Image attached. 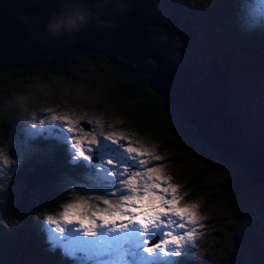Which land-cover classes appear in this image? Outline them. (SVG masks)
<instances>
[{"label":"trees","instance_id":"trees-1","mask_svg":"<svg viewBox=\"0 0 264 264\" xmlns=\"http://www.w3.org/2000/svg\"><path fill=\"white\" fill-rule=\"evenodd\" d=\"M154 1L159 4V9L155 14L158 23L148 27L152 37L151 45L169 51L171 65L180 68L188 66L186 56H183L185 62H180L176 54H181L178 51L184 45L190 44L191 39L181 41L177 34L164 26L169 23L170 16L177 17L183 24L188 23L190 27L192 25L191 28L197 32V37L192 41L191 49L201 41L209 51V64L204 74L202 73L198 78L207 80L209 74L207 76L205 74L207 71L209 73L213 59H217L218 70L223 74L224 79L228 77L229 112L239 118L240 125L244 129V141L254 147L264 148V135L255 132L254 140H251L246 133L249 127L243 126L246 117H242V109L245 108L247 98L245 74L251 70H264V43L259 44L256 38H248L245 33H240L237 24L230 25L233 22L230 4L240 5L242 0H188L185 6L181 5V8L172 6L169 10L160 5L161 0ZM209 13H215V16L210 17ZM219 15L222 17L217 19ZM204 20L207 24L203 23ZM177 31L183 35L178 29ZM167 33L169 36L165 37ZM193 58L197 59L195 56ZM38 59L40 64L36 67H19L11 63L0 65V102L4 106V111L0 114V128L8 127L5 123L7 117L16 118L19 110L23 108L17 103V98L21 96L27 98L14 88L18 81L14 75H17L21 69L35 70L39 75L34 79V83L42 84L41 88L46 90L47 94L45 100L37 94L36 103L57 102V94L63 87H67L75 91L77 96L76 100L63 97L60 102L63 107L69 108L77 101L82 103L86 110L106 115L111 122V128L125 129L132 135L147 137L152 141L162 153L163 165L179 182L181 194L179 206L192 205L194 202L202 205L215 198L214 196L224 198L226 201H240L239 193L235 189L240 186L239 184L227 182L225 179L220 182L212 181L211 175L222 170V167L243 170L253 185H264L263 174L251 173L239 159L217 148L214 141L207 138L198 125L187 116L184 108L177 107L165 92L153 85L151 73L158 67L156 60L146 58L141 64L118 55L113 61L105 53L90 52V50L67 54L63 59L51 54H41ZM78 92H81L82 96H79ZM258 121L264 122V111L262 115L252 119L253 124ZM7 141L5 134L0 133V150L2 148L6 150ZM35 143L33 149L37 151L46 143V139L37 138ZM51 153L52 155H41L42 163L49 170L50 178L35 185L29 192L26 190L30 188L24 187L21 193H18L19 197L24 199L22 200L24 204L21 205V201L16 206H10L9 212L16 213L23 222H27L31 217L39 218L40 221L49 220V215L59 218L63 205L77 203L83 197H91L92 201L96 202V197H100L99 189L96 194H86L77 187L69 188L64 180L82 178L84 164L65 163L66 158L56 147ZM27 161L26 158L19 171L14 174L17 178L15 181L13 176L14 183L17 184L24 172L30 168L25 166ZM21 162L20 159L19 164ZM241 164L247 168L244 169ZM67 172L71 174L69 177L65 175ZM201 198L205 201H201ZM15 224L18 227L17 221ZM0 225L9 226L1 218ZM41 225L45 226L43 223ZM41 234L45 235L43 230L40 231ZM43 235L41 236L44 239ZM3 239L4 235L0 233V242ZM34 240L35 237L27 238L17 245V251L7 248L3 256L5 264H57L60 261L61 255L58 250L44 251L36 247Z\"/></svg>","mask_w":264,"mask_h":264},{"label":"rangeland","instance_id":"rangeland-1","mask_svg":"<svg viewBox=\"0 0 264 264\" xmlns=\"http://www.w3.org/2000/svg\"><path fill=\"white\" fill-rule=\"evenodd\" d=\"M187 2L188 0H161L160 5H162L164 9L169 10L172 6L181 8L180 6H185ZM230 5L231 18H233V22H231L230 25L235 26L237 24V30L240 33H245V36L249 38L254 37L259 44H263L264 0H242L240 5L236 3ZM209 15L210 17H214L215 13H209ZM221 17L222 16L219 15L217 19H220ZM203 23L207 24V21L204 20ZM178 28L181 29L183 33L189 32L187 39L194 35V32L188 29V24H182ZM168 36L167 33L165 37ZM105 38L107 40H114L109 36H106ZM138 38L139 40L145 39L141 36ZM203 44L204 43L199 41V48L202 50L200 55L205 56L203 52L205 51ZM190 54L191 57L194 56L192 51H190ZM176 55L180 62H185L183 54ZM12 60L13 61L11 62L3 60L4 64L2 65L20 62L17 59ZM198 66L201 68L202 64L198 62ZM190 71H192V69H190ZM193 73H195V71H193ZM218 74L220 73L217 72V75L211 74V81L214 90V97L212 99L216 110L224 112L223 104L226 103L224 99V79L223 77H218ZM38 75L39 73L35 70L27 71L23 69H21L17 75H14L15 78H18L14 88L27 96L28 103L19 110L16 118H13V116L7 117L5 123L8 127L0 128V133L5 134L8 139L6 150L4 148L0 150V152L5 154L4 157H0V165H2V167H0V204H3L4 206H16V202L18 200L21 201L18 193H21V190L24 189V187L30 188L26 190L29 192L32 190V187L37 185L36 183L42 182V174L40 171L35 173L36 178L34 181L32 177H29L27 182L25 176L28 172L35 170V162L42 159L41 155H52V145L48 144L51 137L46 138V143L35 151V149H33V146L36 144L35 139L28 141L26 144L25 132L30 128L33 122H38L40 118L47 119L52 115H57L58 117L66 116L73 122H79L81 125L83 124L82 127L85 131V123L89 120L98 119L99 121H106L105 123L92 122L90 124L99 127L103 133L113 135L115 138L123 137L126 140H130L138 148H141L144 151L145 157L152 161V163L149 164V167L153 165L160 167V171L157 175L161 177V180L157 182H162L164 186L171 185L172 187L177 188V193L175 195L178 196L179 206V200L181 199L179 182L171 176V172L167 171L165 165H163L164 159L162 158V153L159 152L152 141L147 137L132 135L125 129L113 128V130H105L103 126L107 125L109 120L108 117L84 109L83 104L77 101L72 103V106L69 108L63 107L60 105L63 97L66 96L76 100L77 96L75 91H72L67 87H63L57 94V102L40 101L36 103L37 98L35 99V97L37 94L41 95L42 100H45V96L47 95L45 92L46 90L44 91V89L41 88L42 84L35 85L34 83V79ZM245 82L247 84V86H245V95L247 98L245 99V108L244 110L242 109V117H246L243 121V126L245 127V125H247L249 127L246 133L251 140H254L255 132L264 135V122L258 121L255 124L252 122V119L259 117L264 111V70L248 71L245 74ZM78 95L82 96V93L78 92ZM3 111L4 106L3 103L0 102V114H2ZM232 119L234 120V117H232ZM3 120L4 119H2V121ZM207 136L210 137L209 135ZM40 138L41 137H39V139ZM210 138L212 139V137ZM225 139L224 135H220L216 139H213V143L222 147ZM240 140L243 139L241 138ZM120 147L121 148L115 150H110L108 154H102L103 161L105 159H112L117 161V163H120L123 159L124 162H127V154L122 151V145ZM252 154L250 158L255 159L257 155ZM155 157H160V159L157 161L155 160ZM26 158L28 161L25 166L30 168L24 172L21 179H19L16 184L13 181V176L19 171L20 166L23 165ZM20 159L22 162L19 164ZM241 160L245 162L251 170L253 167L257 166L252 165L253 163L251 160L245 159L244 156H241ZM9 161H11V163H9ZM103 161L101 163H94L82 178L77 177L70 179L69 181L65 179V184H67L69 188L70 186L71 188L77 187L78 190L82 192L84 191L86 194H96L98 189L96 180H99L105 173L111 171V169H108L103 165ZM222 165L226 166L225 163H222ZM97 166L104 167L102 173L96 172ZM222 168V170L216 171L211 175L212 181L220 182L225 179L227 182L239 184L240 186L235 189L238 191L241 199L240 201H226L224 198L214 196L215 198L204 202L202 205H197V202L188 205L190 208L195 206L198 216L202 218L199 222L201 226L198 227V235L195 244L189 246L187 251L182 253L181 257L173 258L177 261V264H264V260L262 259L264 258V185H253L243 170H233L230 167ZM65 175L69 177L71 174L67 172ZM47 177L50 178V174H47ZM16 179L15 176V181ZM169 194H171V192ZM201 201H205V199L201 198ZM0 218L4 223L9 224V226L11 224L12 227V229H10L11 227L9 228V226L0 227V233L4 235V239L0 242V264H5L3 256L6 254L7 248L17 251V245L23 243L27 238L35 237L34 242L36 247H45V243L40 235L42 221H40L39 218L31 217L27 222H23L17 215L8 212L1 214ZM16 221L18 227L15 224ZM60 254L64 258H68L71 264H78V262L74 261L72 258L65 256L61 249ZM239 255H241L240 260L237 259ZM107 263L108 262H106V264Z\"/></svg>","mask_w":264,"mask_h":264},{"label":"snow or ice","instance_id":"snow-or-ice-1","mask_svg":"<svg viewBox=\"0 0 264 264\" xmlns=\"http://www.w3.org/2000/svg\"><path fill=\"white\" fill-rule=\"evenodd\" d=\"M61 129L66 139L59 134ZM39 137L66 142L71 163L83 161L88 168L102 141L122 145L127 154L124 163L103 161L111 169L107 175L114 178L108 196L96 197V202L83 197L77 203L63 205L59 218L48 216L45 231L53 250L61 249L78 264H177L173 258L181 257L195 244L202 219L195 206H178L177 188L157 182L161 180L157 175L160 167H149L152 161L130 140L111 135L97 137L79 122L57 115L33 122L25 132V143ZM4 155L0 152V157ZM96 172L102 173L103 169L97 166Z\"/></svg>","mask_w":264,"mask_h":264},{"label":"water","instance_id":"water-1","mask_svg":"<svg viewBox=\"0 0 264 264\" xmlns=\"http://www.w3.org/2000/svg\"><path fill=\"white\" fill-rule=\"evenodd\" d=\"M80 6L86 8L92 16L87 24L80 27L79 31L71 33L65 31L59 37H52L46 31L45 26L49 23L52 15L59 14L65 8L71 9ZM158 9L159 4L154 0H0V50L5 51L12 59L20 61L19 63H14L15 66L19 65L28 68L39 66L40 60L38 57L41 54H51L58 59H63L67 54L81 53L85 50L105 53L113 61L118 55L141 64L146 58H152L158 63V67L151 73L153 85L165 92L177 107L180 106L185 109L181 105L182 103L171 95V93L173 94V89L171 88L173 85L167 82V77L168 75H176V84L183 83L189 87H194L198 82L194 83L193 86L189 83L196 80V76L200 73L190 66L180 68L171 65L169 51L167 52L163 47L151 45L152 37L148 32V27L158 23V19L155 17ZM182 24L177 17L170 16L169 23L165 24L164 27L171 29L183 41V39L188 38L189 32L187 35L178 33L177 29ZM188 29L193 31L195 35V31L192 30L189 24ZM106 36L114 40H107ZM139 36L145 39L139 40ZM163 62L166 63L164 64ZM2 64H4L3 60L0 59V65ZM180 73L186 78L184 81L178 77ZM210 80L211 73L207 80L200 79L198 85H202L205 88L209 84L206 82ZM225 82L227 83L226 78ZM227 90L224 92L226 101L224 113L228 123L233 126L236 124L234 131L238 134H235V143L225 139L224 147L215 146L225 150L232 157H241L251 152L249 146L252 145L247 144L243 139L244 129L240 125L239 118L229 112L230 102ZM185 113L187 114L186 111ZM232 117H234V120ZM200 120L204 121L205 127V120L201 118ZM203 134L206 135L205 133ZM228 134L229 132L225 130L221 134H217V137L220 135L225 137ZM241 138L243 140H240ZM35 170L41 172L42 182L49 179L47 177L49 173L44 165H36ZM35 170L27 173L25 176L27 182V176ZM252 172L262 175L264 173V165L260 163L259 169L257 166L253 167ZM20 204L22 205L23 201ZM238 257L241 258V255Z\"/></svg>","mask_w":264,"mask_h":264},{"label":"clouds","instance_id":"clouds-1","mask_svg":"<svg viewBox=\"0 0 264 264\" xmlns=\"http://www.w3.org/2000/svg\"><path fill=\"white\" fill-rule=\"evenodd\" d=\"M92 16V14L86 9V8H84V7H82V6H80V7H75V8H71V9H68V8H65L63 11H61L59 14H54V15H52L51 16V18H50V21H49V23H47L46 24V26H45V28H46V31L48 32V33H50L51 35H52V37H59V36H61L65 31H67V32H69V33H71V32H73V31H79V29H80V27L82 26V25H85V24H87V22H88V20H89V18ZM182 20V19H181ZM185 22V21H184ZM178 30L183 34V35H185V33H183V31H181V29H179L178 28ZM194 37H195V35L192 37V38H190L191 39V41L194 39ZM249 38V37H248ZM190 39H187V38H185L184 40L185 41H189ZM191 41H189V42H191ZM188 42V43H189ZM201 42V41H200ZM202 43V42H201ZM203 46H204V48H205V44H203ZM206 54H207V56H208V54H209V51H207L206 49H205V51H204ZM213 61H214V65H215V67H216V69H217V71L219 72V73H221L219 70H218V65L216 64V61H217V59H213ZM213 61H212V63H213ZM212 63H211V68H212ZM220 66V65H219ZM222 69V68H221ZM211 70V69H210ZM210 70H209V73H208V71L206 72V76H207V74H209V76H210ZM223 70V69H222ZM224 71V73L226 74V71L225 70H223ZM200 74L199 75H201L202 73L201 72H199ZM204 74V73H203ZM222 74V73H221ZM198 75V76H199ZM223 75V74H222ZM198 76H196V80H193L192 82H190L189 84H193V83H196V82H198L197 84H199V81H200V77L198 78ZM205 76V77H206ZM208 76V77H209ZM223 79H224V77H223ZM227 79V83L225 82V79H224V84H225V90L226 89H228V86H227V84H228V77L226 78ZM227 92H228V90H227ZM227 96H228V93H227ZM231 96V95H230ZM17 103H19L20 105H21V107H23L26 103H27V98L26 97H24V96H21V97H18L17 98ZM187 116L193 121V119H192V115H189L188 113H187ZM94 122L95 123H105L106 121H99L98 119H94ZM110 121L108 120V123H107V125H104L103 126V128L105 129V130H113V128H111L110 127ZM194 123V122H193ZM195 124V123H194ZM196 125V124H195ZM94 129H96V128H98L97 126H92ZM199 127V126H198ZM200 129V128H199ZM201 131V130H200ZM94 135L95 136H97V137H101V136H103V135H108L107 133H103V132H101V129H100V131L99 132H97V133H94ZM111 136H113V135H111ZM207 138H209L210 140H211V138L210 137H208L207 135H205ZM217 137V136H216ZM213 140V139H212ZM54 147H56V148H58L59 150H60V152H61V154L63 155V157H65L66 159H65V163H67V164H69V165H73L72 163H71V155H70V151H69V146H67L66 147V149L64 150L63 149V146L62 145H59V144H56L55 146H53L52 145V148H51V150L53 151L54 150ZM118 148H121L120 146H114V145H112V150H115V149H118ZM110 150L108 149V147H107V142L106 141H102L101 142V147L97 150V156H96V158L94 157L93 158V161H92V164H94V163H101L102 161H103V158H101V155L102 154H108V152H109ZM253 153V151H251V152H248L247 154H245L244 155V157H245V159H247V160H251V162L252 163H255V162H257V160H255V159H251L250 158V156H251V154ZM64 155H66V156H64ZM236 158V157H235ZM238 159V158H237ZM67 160V161H66ZM243 164H245L246 165V163L245 162H243L241 159H239ZM69 162V163H68ZM120 163H123V162H120ZM35 164L36 165H44L43 163H42V159L41 160H38L37 162H35ZM77 164H83V161H81V162H79V163H77ZM45 166V165H44ZM84 166H85V163H84ZM93 166V165H92ZM258 166V165H257ZM100 168H102V169H104V167L103 166H99ZM47 169V168H46ZM258 169H259V166H258ZM47 171L49 172V170L47 169ZM259 172V171H258ZM86 173V167H85V170H84V172H83V174H85ZM108 173V172H107ZM107 173H105L99 180H96V182H97V186H98V189L100 190L99 191V196L100 197H103V196H108L109 195V193L111 192V189H112V181H113V177H110V176H108L107 175ZM263 175H264V173H262ZM21 199V198H20ZM23 199H21V201H22ZM21 201H17V204L16 205H18ZM23 204H24V202H23ZM22 204V205H23ZM10 206L11 205H9V206H4L3 204H0V215L1 214H3V213H6V212H8V213H10L9 212V209H10ZM13 206V205H12ZM185 206H188V205H185ZM5 207H7V208H5ZM12 214H14V215H17L16 213H12ZM46 222H47V220H44V221H42V223L44 224V225H46ZM0 227H1V225H0ZM41 230H43L44 231V234L45 235H43V234H41V235H43L44 236V239L42 238V240H43V242L45 243V247H41V249L42 250H44V251H47V252H55V251H59V255H61L60 254V249L59 248H57V249H55V250H53L52 248H51V246H50V244H49V242H48V239H47V232L45 231V226H42V229ZM40 251V250H39ZM51 264H55V263H51ZM57 264H71L70 262H69V260H68V258H64L62 255H61V258H60V261L59 262H57ZM107 264H117V262H108ZM158 264H165V262H158Z\"/></svg>","mask_w":264,"mask_h":264},{"label":"bare ground","instance_id":"bare-ground-1","mask_svg":"<svg viewBox=\"0 0 264 264\" xmlns=\"http://www.w3.org/2000/svg\"><path fill=\"white\" fill-rule=\"evenodd\" d=\"M0 59L9 62L13 61L12 58L8 56V54H6V52L3 50H0ZM210 73L217 75L214 61L212 63V68L210 70ZM175 77L176 75H168L167 77L168 78L167 82L173 85V87H171L173 89V94L171 93V95L173 96V98L177 99L182 103L181 105L185 107V111L189 115H192L191 117L193 121L199 126L201 131L202 132L204 131L203 133L209 135L210 137H212V139H216L217 134H221V132L226 130L229 132V134L226 135L225 138L235 143L236 141L235 134H238L237 132L234 131L236 124L233 126L231 123H228L225 113L223 111H216V107L213 102V99H211L214 97V91L211 80L206 82L209 84H207L205 88L204 86L198 84L194 87H189L188 85L183 83L176 84ZM178 77L182 78V81L186 79L183 77L182 73H180ZM218 77L222 78L223 75L218 74ZM225 107H226V103L223 104V108ZM200 118L205 120L206 122L205 127H204V121L200 120ZM225 143L226 140L224 141L223 145ZM249 147H250L249 149L253 151L252 155L254 154L257 155L255 158L257 162L253 163L252 165L259 166L260 163L264 165V148H258L252 146ZM236 158L241 159V157H236ZM247 167L252 172L251 168H249V166ZM37 171L38 170H35L32 174L28 175L27 179L29 177H32L34 181L36 178L35 173Z\"/></svg>","mask_w":264,"mask_h":264},{"label":"flooded vegetation","instance_id":"flooded-vegetation-1","mask_svg":"<svg viewBox=\"0 0 264 264\" xmlns=\"http://www.w3.org/2000/svg\"><path fill=\"white\" fill-rule=\"evenodd\" d=\"M191 27H192V25H191ZM187 33L188 32H185V35H187ZM195 34H196V36L194 37L193 40H196V37H197V32L196 31H195ZM192 41H191L190 44L184 45L183 48H181L178 52L183 54V56H186V61H187L186 65L193 66L196 72L204 73L206 68H207V66H208V64H209L208 56H207V54L204 51L203 52H204L205 56L204 55H200V52L202 50H200V48H199V41L197 42L196 46L191 50ZM190 51H192L194 53V56L197 58L196 60L193 57H191ZM110 55L113 57L112 54H110ZM198 62L200 64H202L201 68L198 66Z\"/></svg>","mask_w":264,"mask_h":264}]
</instances>
